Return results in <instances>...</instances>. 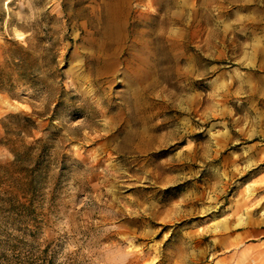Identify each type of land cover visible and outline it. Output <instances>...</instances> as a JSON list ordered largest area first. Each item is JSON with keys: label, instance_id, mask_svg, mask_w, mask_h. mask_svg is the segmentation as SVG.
I'll return each mask as SVG.
<instances>
[{"label": "rangeland", "instance_id": "rangeland-1", "mask_svg": "<svg viewBox=\"0 0 264 264\" xmlns=\"http://www.w3.org/2000/svg\"><path fill=\"white\" fill-rule=\"evenodd\" d=\"M264 0H0V264H264Z\"/></svg>", "mask_w": 264, "mask_h": 264}, {"label": "crops", "instance_id": "crops-1", "mask_svg": "<svg viewBox=\"0 0 264 264\" xmlns=\"http://www.w3.org/2000/svg\"><path fill=\"white\" fill-rule=\"evenodd\" d=\"M260 234H262V233H260ZM262 235H264V234H262Z\"/></svg>", "mask_w": 264, "mask_h": 264}]
</instances>
